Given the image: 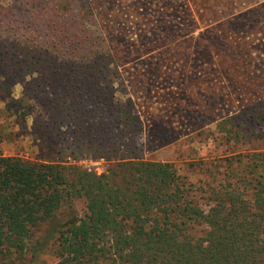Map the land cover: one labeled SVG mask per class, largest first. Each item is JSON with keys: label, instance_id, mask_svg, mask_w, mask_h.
I'll list each match as a JSON object with an SVG mask.
<instances>
[{"label": "trees", "instance_id": "1", "mask_svg": "<svg viewBox=\"0 0 264 264\" xmlns=\"http://www.w3.org/2000/svg\"><path fill=\"white\" fill-rule=\"evenodd\" d=\"M56 2L49 9L34 0H0V58L26 79L21 101H43L41 139L55 130L66 136L70 154L110 165L97 174L0 155V262L35 264L50 251L53 264H264V152L188 163L201 170L196 183L171 162L132 155L142 122L91 5ZM211 14V21L219 18ZM239 15L206 30L232 60L246 55L245 42L236 40L253 32L245 24L232 31L231 48L221 28L243 21ZM252 96L216 124L236 145L264 138V96Z\"/></svg>", "mask_w": 264, "mask_h": 264}, {"label": "rangeland", "instance_id": "2", "mask_svg": "<svg viewBox=\"0 0 264 264\" xmlns=\"http://www.w3.org/2000/svg\"><path fill=\"white\" fill-rule=\"evenodd\" d=\"M14 1L21 3V0ZM56 1L34 0L38 6L49 9L57 5ZM71 1L72 8L81 2ZM87 1L142 122L137 137L140 145L133 149L132 155L171 162L188 180L196 183L203 175L200 168L192 171L188 163L236 153L264 152V138L254 137L248 145L240 142L236 145L234 139H226L216 126L222 118L239 111L242 104L256 99L251 98L253 93L264 96V73H259L264 69V16L258 15L264 12V0ZM177 1L185 5L177 7ZM212 12L219 18L211 21ZM238 14L243 21L221 28L229 36L231 48L236 42H245L242 47L245 57L232 60L231 55L223 54L218 41H209L211 32L206 30ZM241 26L247 30L252 28L253 32L247 37L248 32L244 33L243 40H236L231 32ZM199 34L203 38L196 41ZM250 70L258 74L255 80L248 76ZM25 81L9 58H0V155L52 159L97 174L105 172L110 161L79 152L80 156L70 154L66 136H59L55 130L47 140L40 138L38 124L45 116L39 103L43 101L36 98L37 102L27 101L26 105L21 101ZM23 109L28 110L25 117L19 114ZM76 205L82 214L83 202L77 201ZM54 262L52 253L46 251L35 264Z\"/></svg>", "mask_w": 264, "mask_h": 264}]
</instances>
